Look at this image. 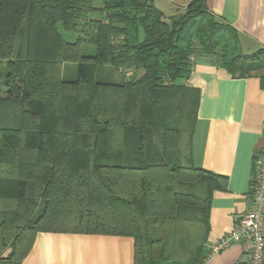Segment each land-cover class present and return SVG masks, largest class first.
Masks as SVG:
<instances>
[{
    "label": "trees",
    "instance_id": "trees-1",
    "mask_svg": "<svg viewBox=\"0 0 264 264\" xmlns=\"http://www.w3.org/2000/svg\"><path fill=\"white\" fill-rule=\"evenodd\" d=\"M156 1L0 0V114L18 105L0 124V264H21L43 231L132 236L133 264L204 262L227 179L194 163L199 93L182 81L207 54L233 78L260 71L264 91V50L244 53L205 0ZM106 66L122 80L98 81Z\"/></svg>",
    "mask_w": 264,
    "mask_h": 264
},
{
    "label": "crops",
    "instance_id": "crops-1",
    "mask_svg": "<svg viewBox=\"0 0 264 264\" xmlns=\"http://www.w3.org/2000/svg\"><path fill=\"white\" fill-rule=\"evenodd\" d=\"M190 1L156 2L169 12ZM205 1L216 18L237 30L244 53L264 50V0ZM216 60L215 55H196L188 78L182 81L199 93L192 137L194 163L227 179L226 189L212 195L206 249L250 207L253 157L263 141L264 123L261 72L233 78ZM133 256L132 236L43 231L36 234L21 264H133ZM204 264H247L245 245L231 243L208 256Z\"/></svg>",
    "mask_w": 264,
    "mask_h": 264
},
{
    "label": "built area",
    "instance_id": "built-area-1",
    "mask_svg": "<svg viewBox=\"0 0 264 264\" xmlns=\"http://www.w3.org/2000/svg\"><path fill=\"white\" fill-rule=\"evenodd\" d=\"M262 144L253 157L250 207L240 215L232 229L209 246L208 256L238 242L245 245L247 264H264V123Z\"/></svg>",
    "mask_w": 264,
    "mask_h": 264
},
{
    "label": "rangeland",
    "instance_id": "rangeland-1",
    "mask_svg": "<svg viewBox=\"0 0 264 264\" xmlns=\"http://www.w3.org/2000/svg\"><path fill=\"white\" fill-rule=\"evenodd\" d=\"M100 0H95V4H98ZM86 24V23H85ZM83 32H85V35H88L92 32L93 29H91L89 26H80ZM61 33L63 37L68 41H74L77 34L74 31H65L61 29ZM81 52L83 55H93L95 53L94 46L91 44L84 43L81 47ZM6 71L5 63L2 62L0 65V97L4 95L5 88L2 85V79L3 75ZM126 71L121 72L123 76H130V72ZM78 73V63L77 62H66L63 64L62 68V78L64 80H75L77 78ZM139 72H135L137 75ZM98 81H105V82H119L122 80V75L117 73V70L113 66H106L103 68H100L95 77ZM6 113L0 114V124H12L15 123L18 116V105L16 104H10L8 105V109L5 111Z\"/></svg>",
    "mask_w": 264,
    "mask_h": 264
}]
</instances>
